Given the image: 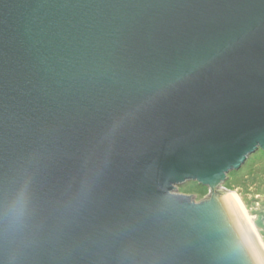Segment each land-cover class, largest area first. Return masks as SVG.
<instances>
[{
	"label": "water",
	"instance_id": "1",
	"mask_svg": "<svg viewBox=\"0 0 264 264\" xmlns=\"http://www.w3.org/2000/svg\"><path fill=\"white\" fill-rule=\"evenodd\" d=\"M260 150L264 0H0V264H264Z\"/></svg>",
	"mask_w": 264,
	"mask_h": 264
},
{
	"label": "rangeland",
	"instance_id": "2",
	"mask_svg": "<svg viewBox=\"0 0 264 264\" xmlns=\"http://www.w3.org/2000/svg\"><path fill=\"white\" fill-rule=\"evenodd\" d=\"M223 187L226 190L217 187L216 192H232L241 200L246 215L250 217L247 218L251 219L257 232L255 237L264 250V154L256 152L251 155L241 169L229 174ZM211 192L210 187L196 182H185L177 187V193L193 195L195 201L207 199Z\"/></svg>",
	"mask_w": 264,
	"mask_h": 264
},
{
	"label": "bare ground",
	"instance_id": "3",
	"mask_svg": "<svg viewBox=\"0 0 264 264\" xmlns=\"http://www.w3.org/2000/svg\"><path fill=\"white\" fill-rule=\"evenodd\" d=\"M232 195H233V197L236 199V201H237V203H238V205H239V207H240V209H241V211H242V213H243V215L247 218V217H249V216H247L246 215V213H245V210H244V207H243V204H242V202H241V200H239V198L234 194V193H232V192H230ZM250 218V217H249ZM248 219V218H247ZM251 220V219H250ZM250 220L248 219V224H249V226H250V228H251V230L253 231V233H254V235L255 234H257V232H256V230H255V227H254V225L250 222ZM260 239V238H259ZM261 245V244H260Z\"/></svg>",
	"mask_w": 264,
	"mask_h": 264
},
{
	"label": "trees",
	"instance_id": "4",
	"mask_svg": "<svg viewBox=\"0 0 264 264\" xmlns=\"http://www.w3.org/2000/svg\"><path fill=\"white\" fill-rule=\"evenodd\" d=\"M259 152H260L261 154H264V151H262V150H260Z\"/></svg>",
	"mask_w": 264,
	"mask_h": 264
}]
</instances>
